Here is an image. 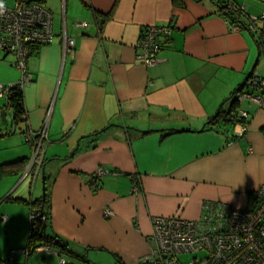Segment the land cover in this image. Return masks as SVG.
Returning <instances> with one entry per match:
<instances>
[{"label": "crops", "instance_id": "obj_1", "mask_svg": "<svg viewBox=\"0 0 264 264\" xmlns=\"http://www.w3.org/2000/svg\"><path fill=\"white\" fill-rule=\"evenodd\" d=\"M1 1L15 6L18 0ZM39 1L52 13L56 36L28 59L34 78L23 86L26 118L15 122L6 94L0 96V111L7 110V121L0 115V163L27 157L11 165L16 171L0 174V217L8 216L0 225L26 227L30 209L7 197H37L47 185L60 237L79 251L110 249L124 264H137L151 250L153 215L198 220L208 201L256 204L264 182V108L238 101L248 111L241 137L240 122L206 125L248 76L253 73L249 83L264 75L257 35L231 24L222 14L224 0ZM234 1L264 33V0ZM154 24L171 30L160 37L158 61L145 64L137 42ZM64 32L75 38L74 47L65 45ZM19 80L9 76L0 84ZM224 107L230 110L231 101ZM41 138L46 150L39 166L34 141ZM101 168L119 173L95 185L90 175Z\"/></svg>", "mask_w": 264, "mask_h": 264}, {"label": "built area", "instance_id": "obj_2", "mask_svg": "<svg viewBox=\"0 0 264 264\" xmlns=\"http://www.w3.org/2000/svg\"><path fill=\"white\" fill-rule=\"evenodd\" d=\"M233 0L225 3L226 9L234 6ZM249 28L258 32L252 17ZM78 26L85 27L87 21H77ZM235 27V26H234ZM239 27V26H238ZM168 25H148L142 31L137 54L142 63L153 64L158 61V46L154 39L170 33ZM64 43L74 47L76 40L62 33ZM56 34L52 28V13L39 0H18L15 6H7L0 0V51L12 54L13 64L22 70L19 82L23 87L34 78L28 72V59L36 46L51 43ZM11 85L0 84V96L7 93ZM239 94V101L248 99L264 108V75L252 80ZM248 111L239 108L236 112L244 135L247 129ZM39 156V155H38ZM37 156V158H38ZM34 160V163L37 162ZM40 166V164L38 163ZM38 171H36L37 173ZM119 173L116 170L98 169L90 178L95 185L105 174ZM135 188L139 189L137 175H132ZM256 204L252 207L234 208L214 201L203 205L202 219L193 220L181 215H153L151 250L142 256L137 264H183L181 254L205 251L203 258L194 257L187 264H264V182L256 190ZM106 209L105 214H111ZM57 256V264H71L70 255L65 249L52 243L42 242L33 248L28 246L13 250L5 258L0 257V264H23L15 259L16 254L29 255L31 252ZM43 263L45 257L42 256ZM54 264V263H52Z\"/></svg>", "mask_w": 264, "mask_h": 264}, {"label": "trees", "instance_id": "obj_3", "mask_svg": "<svg viewBox=\"0 0 264 264\" xmlns=\"http://www.w3.org/2000/svg\"><path fill=\"white\" fill-rule=\"evenodd\" d=\"M234 1V0H233ZM228 0L223 1L222 14L231 22L234 26H242L248 27L251 23V17L246 11L244 7L235 2L234 6L230 7V10L226 9L225 3ZM258 32L254 33L257 35V44L259 46L260 52L264 55V33L260 31L257 27ZM162 38H155L154 43L158 46L157 52L162 48ZM6 53V52H5ZM5 58V57H3ZM253 76V73L248 76V78L235 89L232 95L226 98L217 114L211 117L206 125L210 126L211 124H216V122L220 119H224L226 124H234L241 122L242 119L235 115L236 112H239L238 101L239 94L244 90V88L248 85V81ZM20 82L9 84L11 85L9 90L6 93V109L10 110L12 114V118L15 122L20 121V119H25L27 116L26 105L24 102V94L23 87L20 85ZM231 101V108L227 110L224 105L226 102ZM143 133H147L146 130L142 131ZM100 132H97L99 134ZM243 135L237 134L236 137H241ZM27 162L26 156H21L11 162L0 163V174L12 173L14 167L13 164H25ZM7 200H20L25 204L29 205L30 209V219H29V236L27 239L26 245L33 248L37 245H40L42 242H49L52 245H55L58 248L65 249L68 252V255L75 256L80 259L86 260L87 257L83 252L89 250L91 248H85L83 251H79L70 245V242L67 239L60 237L52 228L51 224V200L48 192V187L46 185L45 191L42 195L37 197H29V198H17L12 197L11 195L7 197Z\"/></svg>", "mask_w": 264, "mask_h": 264}, {"label": "rangeland", "instance_id": "obj_4", "mask_svg": "<svg viewBox=\"0 0 264 264\" xmlns=\"http://www.w3.org/2000/svg\"><path fill=\"white\" fill-rule=\"evenodd\" d=\"M3 56H4L3 51H0V80H4L6 79V77L9 76H12L13 80H19L22 74V70L17 68L15 65L11 64V61L13 63L14 57L10 53L7 54L5 58H3ZM16 69H17V73H16ZM18 73L20 74L19 77L17 76ZM4 102H5V98L0 97V106ZM3 205H7V202H4ZM10 205H13L14 207H21V208L25 207L29 209V205L27 204L26 205L20 204L18 206L14 204H10ZM29 219H30V215L28 216L27 225L24 228L13 227L9 230V229H5L4 224L0 225V257L1 258L7 257L11 248H20L21 246H24L26 244L29 236ZM16 240L21 241V244L19 246L14 247L10 242ZM83 254L86 255L87 257L86 260L80 259L75 256H70L69 261L71 262V264H124L123 261L117 256V253H115L110 249H89L87 250V252L85 250ZM205 254H206L205 251H199L194 253L181 254L179 258L183 264H187V262L191 261L194 257L203 258ZM42 256L45 257L46 264H52V263L57 264V256L54 255L51 256L47 254L42 255L41 253H34L30 257V263L42 264L43 263ZM25 257L26 255L23 254L19 256V259L24 260Z\"/></svg>", "mask_w": 264, "mask_h": 264}, {"label": "water", "instance_id": "obj_5", "mask_svg": "<svg viewBox=\"0 0 264 264\" xmlns=\"http://www.w3.org/2000/svg\"><path fill=\"white\" fill-rule=\"evenodd\" d=\"M7 55V53H5L4 54V56L3 57H5ZM0 115H1V118H2V120L3 121H7V110L6 109H2L1 111H0ZM37 136H35V138H36ZM35 138H34V140H35ZM47 139V138H46ZM35 143H34V147L36 148V150H37V153H36V155L33 157V159L34 160H36V158H37V156L38 155H40L39 154V152L41 151V148L43 149V153L41 154V159H40V161L38 162L39 164H40V166H41V163L43 162V160H44V158H45V148H46V146L44 145V141H43V138H41V139H39V141H34ZM34 163L32 162V163H30V166H32Z\"/></svg>", "mask_w": 264, "mask_h": 264}, {"label": "bare ground", "instance_id": "obj_6", "mask_svg": "<svg viewBox=\"0 0 264 264\" xmlns=\"http://www.w3.org/2000/svg\"><path fill=\"white\" fill-rule=\"evenodd\" d=\"M36 151H37V150H36ZM41 153H42V152L40 151L39 154H41ZM31 171H32V167L29 166L28 169L25 171V176L31 174ZM37 174H38V172H37ZM133 175H136V174H133ZM33 176H35V173H33ZM7 219H8V216L4 213V214L0 217V222L3 223V222H5ZM26 243H27V242H26ZM26 246H27V245L25 244V246H23V247H26ZM23 247H20V248H23ZM28 247H29V246H28ZM29 248H31V247H29ZM16 249H18V248H11V250H10V252H9V255L11 254V252H12L13 250H16ZM33 254H34V252L32 251L29 255H27V256L25 257L24 260L19 259V256H20L21 254H16V255H15V259L18 260V261H20V262L23 263V264H32V263H30V257H31ZM34 264H36V263H34ZM37 264H39V263H37Z\"/></svg>", "mask_w": 264, "mask_h": 264}]
</instances>
